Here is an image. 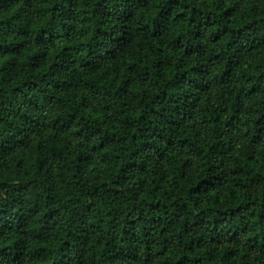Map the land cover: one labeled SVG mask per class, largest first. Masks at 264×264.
Returning a JSON list of instances; mask_svg holds the SVG:
<instances>
[{"label":"clouds","instance_id":"9594fccd","mask_svg":"<svg viewBox=\"0 0 264 264\" xmlns=\"http://www.w3.org/2000/svg\"><path fill=\"white\" fill-rule=\"evenodd\" d=\"M0 264H264V0H0Z\"/></svg>","mask_w":264,"mask_h":264}]
</instances>
